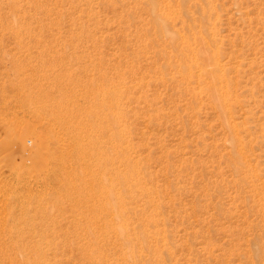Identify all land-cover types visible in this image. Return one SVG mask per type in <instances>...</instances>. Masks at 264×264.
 <instances>
[{"label": "rangeland", "instance_id": "obj_1", "mask_svg": "<svg viewBox=\"0 0 264 264\" xmlns=\"http://www.w3.org/2000/svg\"><path fill=\"white\" fill-rule=\"evenodd\" d=\"M0 264H264V0H0Z\"/></svg>", "mask_w": 264, "mask_h": 264}, {"label": "bare ground", "instance_id": "obj_2", "mask_svg": "<svg viewBox=\"0 0 264 264\" xmlns=\"http://www.w3.org/2000/svg\"><path fill=\"white\" fill-rule=\"evenodd\" d=\"M112 121V123H113V125H115V121H116V119H115V117L113 118V120H111ZM115 132V131H114ZM124 228V222H121L120 224H119V226H118V228H117V231H118V233H121V231H122V229Z\"/></svg>", "mask_w": 264, "mask_h": 264}]
</instances>
